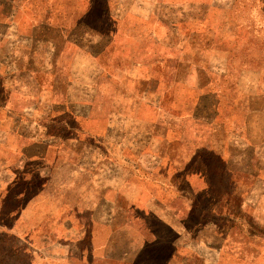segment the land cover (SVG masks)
<instances>
[{"label":"rangeland","instance_id":"rangeland-1","mask_svg":"<svg viewBox=\"0 0 264 264\" xmlns=\"http://www.w3.org/2000/svg\"><path fill=\"white\" fill-rule=\"evenodd\" d=\"M0 110L11 141L51 149L31 163L56 214L115 149L133 263L264 264V0H0ZM147 199L178 235L137 216ZM25 246L0 235V264H31Z\"/></svg>","mask_w":264,"mask_h":264},{"label":"crops","instance_id":"crops-1","mask_svg":"<svg viewBox=\"0 0 264 264\" xmlns=\"http://www.w3.org/2000/svg\"><path fill=\"white\" fill-rule=\"evenodd\" d=\"M33 41L31 40L32 46ZM8 119H11L9 115H0V235L21 237L26 243L25 249L31 264H137L131 259V251L141 249H136V242L133 243L130 235L133 229L131 218L122 224L124 230L129 232V243L116 241L115 149L108 148L106 164L92 159L87 164L91 169L85 168V164L82 165L81 185L78 186L74 199H61L59 212L56 214L51 200H46V194H52V179L31 163L38 159L45 160L51 149L45 145L39 149L24 148L19 142L11 141L8 137L19 130L14 124L7 123ZM42 142L46 143V140L43 139ZM13 152L25 159L22 158L21 162L10 160L14 157ZM34 169L43 177L42 180L29 176V172L34 173ZM105 169L113 173H108L101 179L100 173ZM130 198L129 196L127 199V206L122 208L124 212L133 209L135 202ZM41 202L44 206L47 204L44 210L40 209ZM141 207H137V216L140 219H158L161 225L178 235V217L174 212L165 209L157 199H147ZM41 210L43 214L40 219L36 222L30 221L31 214ZM53 219L58 224L54 228ZM150 230L157 239L158 232L152 228ZM143 240L144 246L154 241L147 238ZM175 246L177 247L176 243ZM173 247L174 242L171 243V257L174 256ZM116 251H120L118 256ZM159 261L154 264L165 263L161 258Z\"/></svg>","mask_w":264,"mask_h":264}]
</instances>
